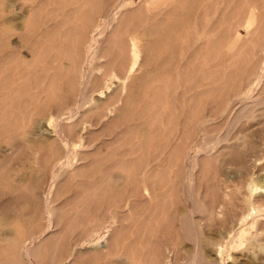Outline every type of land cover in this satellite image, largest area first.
I'll list each match as a JSON object with an SVG mask.
<instances>
[{
    "label": "rangeland",
    "instance_id": "374dc122",
    "mask_svg": "<svg viewBox=\"0 0 264 264\" xmlns=\"http://www.w3.org/2000/svg\"><path fill=\"white\" fill-rule=\"evenodd\" d=\"M181 1L0 0V264H264V0Z\"/></svg>",
    "mask_w": 264,
    "mask_h": 264
},
{
    "label": "bare ground",
    "instance_id": "6f19581e",
    "mask_svg": "<svg viewBox=\"0 0 264 264\" xmlns=\"http://www.w3.org/2000/svg\"><path fill=\"white\" fill-rule=\"evenodd\" d=\"M62 1V0H61ZM78 0H76V2H77ZM181 1V0H180ZM72 2V1H71ZM155 2H157V1H155ZM166 2V1H165ZM182 2L183 1H181V4H182ZM75 3V2H74ZM129 3V2H128ZM158 3V2H157ZM80 8V7H79ZM83 9V8H82ZM80 10V9H79ZM78 10V11H79ZM82 12V11H81ZM84 12V11H83ZM171 13V12H170ZM169 13V14H170ZM176 13V12H175ZM169 14H167V15H169ZM225 14V13H224ZM172 17H173V15H171ZM170 16V17H171ZM168 18V17H167ZM89 19V18H88ZM91 20V19H90ZM171 20H175V19H171ZM224 21V20H223ZM87 22H89V21H87ZM222 23V22H221ZM66 24V23H65ZM170 25H172V24H170ZM165 28H167V30H168V28H170V26L169 27H166V26H168V25H166L165 26V24L163 25ZM163 28V27H162ZM161 28V29H162ZM164 29V28H163ZM173 29H175L174 27H173ZM82 30H84V29H82ZM180 30V29H179ZM85 31V30H84ZM205 31V30H204ZM212 32H213V30H212ZM158 33V32H157ZM205 33V32H204ZM207 34V33H206ZM209 34V33H208ZM164 35V34H163ZM218 35V34H217ZM165 36V35H164ZM176 38V37H175ZM174 38V39H175ZM215 38V37H214ZM130 39H132V40H134L133 39V37H132V35H131V38ZM163 40V39H162ZM161 40V41H162ZM210 40H211V38H210ZM206 41V40H205ZM52 42V41H51ZM156 42H158V41H155V43ZM172 42V41H171ZM131 43V42H130ZM154 43V44H155ZM209 44V46H210V43H208ZM180 45V44H179ZM158 46H160V48H161V44L159 43V45ZM157 46V47H158ZM130 47V46H129ZM131 54L130 55H132V57H131V59L132 60H130V63H129V66H128V70H129V73L131 74V72L133 71V72H135L134 70H135V68L136 67H138L137 65L139 64V56H140V53L139 52H141V51H138L139 49L137 48V45H136V42H132L131 43ZM159 48V47H158ZM138 49V50H137ZM155 50H156V48H155ZM130 51V50H129ZM155 52V51H154ZM142 53V52H141ZM129 54V53H128ZM196 56V55H195ZM130 57V56H129ZM141 57V56H140ZM126 60V59H125ZM58 67H59V65L57 66V69H58ZM64 71V70H63ZM207 70H205V72H206ZM203 73H204V71H203ZM202 73V74H203ZM207 73V72H206ZM212 74V73H211ZM127 75H128V73H127ZM205 75V73L202 75V76H204ZM54 77V76H53ZM55 77H57V75L55 74ZM208 77V76H207ZM207 77H206V79H207ZM201 78H203L204 80H205V78L204 77H201ZM210 79H208V81H209ZM201 81V80H200ZM205 82H206V80H205ZM211 82H213V81H210V83ZM197 83H198V81H197ZM211 85V84H210ZM210 87H208V90H210L209 89ZM207 90V91H208ZM206 91V90H205ZM205 91H204V93H205ZM201 93H202V91H201ZM205 95V94H204ZM209 119V118H208ZM202 124V123H201ZM207 126V125H206ZM203 128V127H202ZM203 131V130H202ZM205 139V138H204ZM206 139H207V137H206ZM208 144H210V143H208ZM202 145V144H201ZM204 145V144H203ZM166 146V145H165ZM214 146V145H213ZM212 146V147H213ZM167 147V146H166ZM206 147V146H205ZM208 148V147H207ZM207 148L205 149L206 151H207ZM209 152H210V150H209ZM199 153H200V150H199ZM206 153V152H205ZM199 155V154H198ZM9 185V184H8ZM227 195V194H226ZM220 212V211H219ZM219 212H218V214H219ZM2 220V219H1ZM38 221V220H37ZM2 222H0V224H1ZM92 223V222H91ZM184 223V222H183ZM7 225H8V223H7ZM6 225V226H7ZM91 225V226H90ZM88 224V226H90L89 227V229L91 228V230L93 231V226H95V225H93V223L92 224ZM184 225H186V224H184ZM3 226H4V224H3ZM5 226V227H6ZM15 226V225H14ZM88 226H86V227H84L83 228V230H81V233H82V235H80L77 239H75L74 240V242H73V244H72V246H71V252H67V255L66 256H63V258L61 259V261L59 262V263H63L65 260L67 261V260H70V259H72V260H74L75 261V264H85L82 260V258H81V256L82 255H84V254H88V253H92V252H94V254L93 255H97V254H100V253H102V252H100V248L98 249V245L99 244H102L100 241H97V238H98V235H97V233L96 234H88V236L86 237V236H84L85 235V233L84 232H86V233H89V229H88ZM98 225H96V227H97ZM99 227V226H98ZM46 228V227H45ZM15 230H20L18 227H16L15 226V228H14ZM13 228L11 229H9L8 231L9 232H11V233H13ZM95 230V229H94ZM7 231V232H8ZM21 231V230H20ZM65 231V230H64ZM78 231V230H77ZM6 231H5V234L7 233ZM2 233V229L0 230V235H3V233ZM19 233V235H18V237H16V239L15 238H13V237H11L12 238V240L10 241V239L7 237L6 239H8L7 240V243L6 244H4V245H1L0 246V250H2V249H4V247L5 248H9L10 246H11V244H13V245H15L16 246V244L18 245L20 242H23V241H25V243H28V240H24L23 239V237H24V234L23 233H21V232H18ZM16 234V233H15ZM84 234V235H83ZM186 234H188V233H186ZM8 235H10L9 233H8ZM189 235V234H188ZM16 236V235H15ZM1 239V238H0ZM28 239V238H27ZM29 240H31V238L29 239ZM4 241V240H3ZM15 243V244H14ZM30 243V242H29ZM85 243H88L89 245L87 246L86 245V247L85 248H87L86 250H85V248H83V245L85 244ZM22 244H24V243H22ZM25 245V244H24ZM102 246V245H101ZM104 246V245H103ZM26 247V246H25ZM12 248V247H11ZM17 248V247H16ZM13 249V248H12ZM12 251V250H11ZM11 251H9V252H11ZM16 251H18V250H16ZM69 251H70V249H69ZM104 251V250H103ZM8 252V253H9ZM3 254H4V252H3ZM111 254V250L109 251L108 250V252H107V254H105V255H110ZM3 256V255H2ZM12 256H13V254H12ZM78 256V257H77ZM77 257V258H76ZM99 256L97 255V257H95V258H98ZM5 259H7V258H5ZM9 259H7V261H8ZM9 262V261H8ZM16 261H13V263H15ZM123 263L124 264H126L127 263V261H123Z\"/></svg>",
    "mask_w": 264,
    "mask_h": 264
}]
</instances>
